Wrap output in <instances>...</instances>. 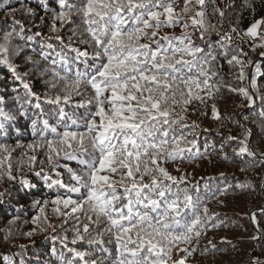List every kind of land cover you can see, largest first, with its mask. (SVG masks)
Returning a JSON list of instances; mask_svg holds the SVG:
<instances>
[{
	"label": "snow or ice",
	"instance_id": "1",
	"mask_svg": "<svg viewBox=\"0 0 264 264\" xmlns=\"http://www.w3.org/2000/svg\"><path fill=\"white\" fill-rule=\"evenodd\" d=\"M6 3H0V11L12 17V24L0 30V67L8 69L24 96H16L15 113L0 107V131L18 117L27 118L32 139L27 144L17 141L16 147L25 151L15 171L27 166L49 189L67 193L57 191L43 205L34 201L40 215L32 221L55 232L45 214L49 203L63 218V235L51 237L71 254L68 258L62 252L60 264H188L197 251L201 255L219 251L211 241L210 247L200 250L199 241L223 222L184 186L187 173L174 176L165 165L199 157L192 153L196 139L184 137L186 130L198 127L194 120L187 122L188 108L194 102L207 108L215 100L224 79L222 59L239 68L241 81L249 79L247 87H229V91L246 99L249 108L256 99L264 101L256 78L262 65L243 48L248 40L258 38L261 42L252 44V50L264 49V18L255 19L246 29L229 23L223 30L228 9L235 5L216 6L214 13L220 20L212 24L207 21L206 0H183L179 11L178 0H56L58 10L40 0L45 12H51V35H46L33 31L41 25L26 27L15 17L17 11L34 17L31 7L5 8ZM241 8L254 10L253 0H242ZM40 19L43 23L45 17ZM65 28L67 39L62 35ZM196 33L199 43L193 38ZM213 33L216 40L211 38ZM37 40L38 52L32 47ZM259 55L264 57V51ZM21 57L44 79L49 91L43 96L33 90L27 79L30 74L19 71L15 61ZM249 67L254 68L250 77ZM45 104L55 111L45 114ZM212 117L222 119L215 103ZM260 118L264 121V110ZM259 126L264 129V123ZM240 128L242 139L231 135L227 139L240 145L234 150L236 156L255 160L257 152L249 146L251 129L243 123ZM0 152L7 153L0 159V181L5 177L15 181L10 148L0 144ZM258 158L264 166V153ZM61 168L63 173L58 171ZM19 183L32 187L25 176ZM7 194V190L0 192V205ZM11 238L9 230L4 240ZM78 243H86L89 250H79Z\"/></svg>",
	"mask_w": 264,
	"mask_h": 264
},
{
	"label": "trees",
	"instance_id": "2",
	"mask_svg": "<svg viewBox=\"0 0 264 264\" xmlns=\"http://www.w3.org/2000/svg\"><path fill=\"white\" fill-rule=\"evenodd\" d=\"M0 3H5V0H0ZM46 3L49 9L56 8L58 10L56 0H46ZM253 3L254 10L241 8L242 0H215V4L212 0H206L207 21L212 24L219 23V14L214 13L216 6L223 9L225 5H235V7L228 9L223 30L228 29L229 23L240 29H246L255 19L264 18V0H253ZM9 5L16 9H20L21 5L31 7L35 12L34 17H25L20 11L15 13V17L21 19L26 27L41 25L38 28H33V31H41L46 35H51L49 33L51 12H45L40 0H7L5 8ZM181 8H183V0H178L176 10L179 11ZM41 17H45L43 23ZM77 23H79L78 19ZM11 24L12 17L5 16L4 11H0V30L8 29ZM57 26L59 27V24ZM166 31L171 32L172 30L167 29ZM261 31L264 32V26H262ZM175 32L179 35L180 29L176 28ZM68 34L67 28L62 30L65 39H67ZM198 35L199 33H196L193 37L197 43H199ZM211 38L217 39L215 33L212 34ZM52 42L55 43V41ZM260 42L258 38L248 40L243 48L244 51L248 52L251 60H258L262 65L256 78L259 84V94L264 95V57L259 55L264 49L256 48L253 51L251 48L252 44H259ZM32 47L36 48L38 52L39 41H33ZM15 63L19 66L21 73L28 72L30 74L27 79L38 95L43 96L45 92L49 91L45 86L44 79L33 71L32 66L24 65L23 57L17 59ZM219 63L223 66L221 76L224 79L220 84V91L216 94L215 100L209 101L207 108L199 105L198 102H194L188 108L187 122L191 124L194 120L198 127L192 131L186 130L184 137L188 140L196 139V147L192 149V153H199V157L191 160L186 158L183 162H168L165 166L174 176L187 173V183L184 186L189 187L194 194L198 195L207 204L210 213L217 214L219 220L224 224L222 227L204 233L199 241L200 250L210 247L209 241H211L219 251H209L206 255H201V251H197L188 258V264H251L248 261L249 257L255 260L257 264H264V191L262 190L264 166H261L258 158L260 153H264V129L259 126L264 123L260 118V112L264 110V101L256 99L254 105L249 108L246 99L235 92H230L229 87L233 89L247 87L249 79L241 81L238 67L229 66L223 59ZM80 67L82 69L83 65ZM249 68L246 69V74L250 77L254 68L251 67V73ZM74 71L75 69H73ZM229 78L232 79L230 83ZM14 88H17L18 92L13 91ZM224 92H229V96L236 99V102L234 104L229 103ZM18 94L21 97L24 96L23 88L18 86L7 68L0 67V98L3 99L0 107L7 112L15 113L18 108L16 103ZM220 95L223 97L218 99ZM241 102L243 106L239 113L240 119L237 121L231 112L233 111L232 108L236 107L237 103L240 106ZM213 103L216 104L222 119H213ZM68 110L71 111L72 109L69 108ZM54 111V106L44 105L45 114ZM245 115L248 117L247 120H243ZM208 121L213 125L215 131L208 127ZM240 123L251 129L249 146L251 150L257 152L255 160L247 155L236 156L234 150L238 149L240 145L227 139L229 135L238 139L243 138ZM31 139L30 121L24 117H18L15 122L6 126L5 131H0V144L10 148V162L14 174L17 175L15 181L10 182L6 177L0 181V192L7 190L8 193L4 198V204L0 205V264H5L6 261H10L11 264H20L21 259L25 261V264H60L59 256L62 252L66 257L71 258V254L66 252L59 241H54L51 238L53 235H63L60 231L63 218L58 217L52 211L53 205L49 203L45 209V214L47 223L55 225V232L46 224L41 222L34 224L32 222L33 217L40 215L39 207H34V201H39L43 205V201L46 199L50 201L57 194V191L63 195L67 193L63 189H49L47 182L42 177H36L27 166H24L22 171H15L25 151L23 148L16 147L17 141L20 144H27ZM4 155L7 153L0 152V159ZM185 155L187 157L190 154L186 153ZM40 158H44L43 154L40 155ZM7 164L8 161H5L4 169L7 168ZM69 164L76 167L75 162H69ZM177 168L180 169L179 172L176 171ZM36 170H39V167ZM58 171L64 172L62 168ZM22 176L27 177L32 187H23L19 183ZM64 179L67 182L66 174ZM192 185L198 187H192ZM221 192L224 194L221 195ZM213 194H215V198H212ZM73 198H76V194H73ZM229 212L233 215H230ZM40 227H45L46 231H40ZM9 230L12 233V238L6 242L4 236ZM28 232H32L33 235L26 236L25 233ZM221 232L225 233L224 240L218 239ZM67 235L71 241L72 232L69 231ZM230 236H233L235 240ZM69 247H73V245L69 243ZM76 247L79 250H89L86 243H78ZM235 247L243 249L242 254H239L240 259L234 256L233 248ZM236 253L238 254V252ZM77 264L80 262L78 261Z\"/></svg>",
	"mask_w": 264,
	"mask_h": 264
},
{
	"label": "rangeland",
	"instance_id": "3",
	"mask_svg": "<svg viewBox=\"0 0 264 264\" xmlns=\"http://www.w3.org/2000/svg\"><path fill=\"white\" fill-rule=\"evenodd\" d=\"M250 69V73H251V67L249 68ZM220 78H217V81L219 80ZM232 81V79H230L229 78V83ZM225 93V95H226V98H227V100H228V102L229 103H231V104H234L235 102H236V99H234V98H232V97H230L229 95V92H224ZM224 95V96H225ZM223 96H221L220 95V97L218 98V99H220V98H222ZM238 104V103H237ZM236 104V107H233L232 109H233V111L231 112L232 113V115L237 119V121L240 119V117H239V113H240V110H241V107L243 106V103L241 102L240 103V106H238ZM207 125H208V127H211V129H213V125L208 121L207 122ZM220 128H222L221 126H220ZM213 131H215L214 129H213ZM195 167V166H194ZM262 189H264V188H262ZM229 214L230 215H233V213H231V212H229ZM236 216V215H235ZM224 236H225V233H223V232H221V233H219V236H218V239L219 240H224ZM233 240H235L234 239V237L233 236H230ZM236 252H238V254L236 253ZM242 252H243V249L242 248H238V247H235V248H233V253H234V256H235V258H237V259H240V257H239V254H242ZM221 255V254H220ZM248 261L251 263V264H257V263H255L256 261L255 260H253V259H250V257H249V259H248ZM224 262H227V261H225L224 260Z\"/></svg>",
	"mask_w": 264,
	"mask_h": 264
},
{
	"label": "water",
	"instance_id": "4",
	"mask_svg": "<svg viewBox=\"0 0 264 264\" xmlns=\"http://www.w3.org/2000/svg\"><path fill=\"white\" fill-rule=\"evenodd\" d=\"M262 188H264V184L262 185ZM264 191V189H262Z\"/></svg>",
	"mask_w": 264,
	"mask_h": 264
}]
</instances>
